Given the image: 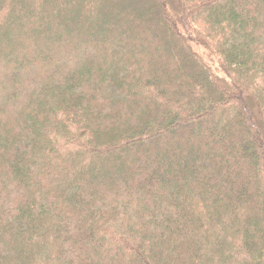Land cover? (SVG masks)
Here are the masks:
<instances>
[{"label":"trees","instance_id":"trees-1","mask_svg":"<svg viewBox=\"0 0 264 264\" xmlns=\"http://www.w3.org/2000/svg\"><path fill=\"white\" fill-rule=\"evenodd\" d=\"M0 264H264V0H0Z\"/></svg>","mask_w":264,"mask_h":264}]
</instances>
